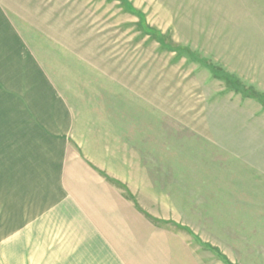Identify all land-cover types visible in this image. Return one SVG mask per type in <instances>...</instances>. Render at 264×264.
Returning a JSON list of instances; mask_svg holds the SVG:
<instances>
[{
    "label": "rangeland",
    "instance_id": "1",
    "mask_svg": "<svg viewBox=\"0 0 264 264\" xmlns=\"http://www.w3.org/2000/svg\"><path fill=\"white\" fill-rule=\"evenodd\" d=\"M0 4L70 106L75 157L110 182L136 160L147 191H125L164 231L139 264H264V101L220 78L264 97V0Z\"/></svg>",
    "mask_w": 264,
    "mask_h": 264
},
{
    "label": "crops",
    "instance_id": "2",
    "mask_svg": "<svg viewBox=\"0 0 264 264\" xmlns=\"http://www.w3.org/2000/svg\"><path fill=\"white\" fill-rule=\"evenodd\" d=\"M72 129L69 104L0 4V264H139L163 249L164 231L130 197L147 191L132 180L136 160L129 178L103 165L122 180L107 181L75 157Z\"/></svg>",
    "mask_w": 264,
    "mask_h": 264
},
{
    "label": "trees",
    "instance_id": "3",
    "mask_svg": "<svg viewBox=\"0 0 264 264\" xmlns=\"http://www.w3.org/2000/svg\"><path fill=\"white\" fill-rule=\"evenodd\" d=\"M212 70H214L215 75H219V76H220V74L222 73V72H220V73L218 74V73L216 72V69H215V68H214V69L212 68ZM220 78H224V79H226V81L231 82V83H232V86H233V84H234L233 87L236 88L237 90L241 91L242 93H245L246 95H248V96H250V97H253V98H256V99H258V100L264 101V97H263L262 95H260L259 93H256V92H253V91H250V90H247V91H246V89H244V88L242 87V85L238 84V83L236 82V80H235V81H232V80H231L232 76H231L230 74H228V73H223V75L220 76Z\"/></svg>",
    "mask_w": 264,
    "mask_h": 264
}]
</instances>
